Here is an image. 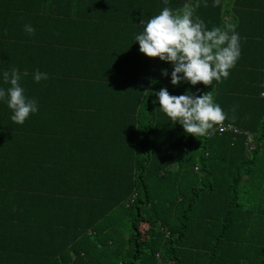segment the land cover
Wrapping results in <instances>:
<instances>
[{
    "label": "trees",
    "instance_id": "1",
    "mask_svg": "<svg viewBox=\"0 0 264 264\" xmlns=\"http://www.w3.org/2000/svg\"><path fill=\"white\" fill-rule=\"evenodd\" d=\"M184 2L0 0V88L17 69L38 102L18 124L0 101V264H264V0H235L227 78L173 86L134 37ZM187 2L224 28L227 0ZM161 87L209 92L242 132L185 133Z\"/></svg>",
    "mask_w": 264,
    "mask_h": 264
},
{
    "label": "clouds",
    "instance_id": "2",
    "mask_svg": "<svg viewBox=\"0 0 264 264\" xmlns=\"http://www.w3.org/2000/svg\"><path fill=\"white\" fill-rule=\"evenodd\" d=\"M218 3L219 0H213L214 5ZM141 25L143 30L134 37L139 42V51L171 64V73L162 69L161 75H170L173 86L182 82L193 86L201 82L208 85L227 78L229 69L241 54L240 36L234 26L209 29L199 16H194L187 0L182 8L162 7L146 22L141 20ZM24 29L29 34L34 32L31 24H26ZM22 75L17 69H12L10 74L4 72L3 78L10 86L0 88V101L11 109V120L18 124H23L38 111L37 100L27 96L20 83ZM33 79L39 82L47 79V74L37 70ZM151 83L155 84L157 80L152 79ZM152 92L156 97L153 102L158 101L159 108L172 121L197 138L208 134L215 124L225 119L223 109L209 92L197 95L188 89L173 95L167 87L152 89Z\"/></svg>",
    "mask_w": 264,
    "mask_h": 264
},
{
    "label": "built area",
    "instance_id": "3",
    "mask_svg": "<svg viewBox=\"0 0 264 264\" xmlns=\"http://www.w3.org/2000/svg\"><path fill=\"white\" fill-rule=\"evenodd\" d=\"M261 96L264 97V86L263 89L261 91ZM216 129L219 131H234V132H242V130H240L237 126H235L232 123H228V122H219L216 126ZM247 134V147L249 150H253L256 147L255 144V137L252 133L250 132H245ZM196 169H198V167H196Z\"/></svg>",
    "mask_w": 264,
    "mask_h": 264
},
{
    "label": "crops",
    "instance_id": "4",
    "mask_svg": "<svg viewBox=\"0 0 264 264\" xmlns=\"http://www.w3.org/2000/svg\"><path fill=\"white\" fill-rule=\"evenodd\" d=\"M263 7H264V4H262V2H259ZM237 4V3H236ZM235 4V0H227V3L225 5V18H226V23L224 25V28L226 26H236V23H237V7ZM239 4V3H238ZM242 19L240 18V21ZM243 21V20H242ZM235 23V24H234Z\"/></svg>",
    "mask_w": 264,
    "mask_h": 264
}]
</instances>
